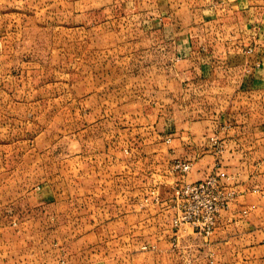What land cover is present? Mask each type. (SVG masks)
Listing matches in <instances>:
<instances>
[{
    "label": "crops",
    "instance_id": "obj_1",
    "mask_svg": "<svg viewBox=\"0 0 264 264\" xmlns=\"http://www.w3.org/2000/svg\"><path fill=\"white\" fill-rule=\"evenodd\" d=\"M110 11L113 20L142 22L138 29L150 39L113 43L118 56L110 65L118 66V85L95 82L90 51L74 57L71 77L86 89L77 95L92 97L93 111L104 115L111 111L106 97L132 107L134 119L123 125L133 126L136 142L147 149L135 160H167L166 171L152 176L178 181L171 162L189 160L187 181L215 174L236 198L211 236H178L177 251L173 236L128 232L124 217L112 220L106 201L76 203V236H0V264H264V0H123ZM160 124L168 132L165 157ZM87 158L99 160L96 153ZM101 158L118 161V178L125 175L126 163L114 154ZM105 188L88 185L87 191L109 193ZM243 240L245 247L235 246Z\"/></svg>",
    "mask_w": 264,
    "mask_h": 264
},
{
    "label": "rangeland",
    "instance_id": "obj_2",
    "mask_svg": "<svg viewBox=\"0 0 264 264\" xmlns=\"http://www.w3.org/2000/svg\"><path fill=\"white\" fill-rule=\"evenodd\" d=\"M122 2L0 0V236H76L73 206L92 200L108 202L112 220L124 217L125 228L136 236H203L189 223L174 225L182 206L176 191L190 182L185 179L190 170L176 164L191 161L171 162L178 181H168L165 173L152 176L166 171L167 160H135L147 149L136 142L140 135L133 126L123 125L133 121L132 107L120 106L118 96L106 97L111 111L104 115L93 111L92 97L77 95L86 89L71 77L74 57H87L90 51L95 82L118 85V66L110 65L118 56L113 43L150 39L138 29L142 22L109 17V9L112 14ZM93 104L97 108L98 102ZM162 126L156 132L165 157L168 132ZM108 152L126 163L121 179L119 162L101 158ZM87 153H96L99 160L88 161ZM88 185L110 192L89 193ZM120 186L124 190L118 194ZM116 221L111 229L118 227ZM241 243L235 246L245 247L246 241ZM170 244L175 251L182 248L173 238Z\"/></svg>",
    "mask_w": 264,
    "mask_h": 264
},
{
    "label": "built area",
    "instance_id": "obj_3",
    "mask_svg": "<svg viewBox=\"0 0 264 264\" xmlns=\"http://www.w3.org/2000/svg\"><path fill=\"white\" fill-rule=\"evenodd\" d=\"M191 165V162L184 161L177 163L176 167L188 172ZM176 193L182 198V206L174 225L178 228L183 223H189L203 237H209L214 232L221 211L229 206L235 196V191L224 186L217 176L185 183ZM173 239L177 241L178 236ZM184 264H192V261L186 259Z\"/></svg>",
    "mask_w": 264,
    "mask_h": 264
}]
</instances>
